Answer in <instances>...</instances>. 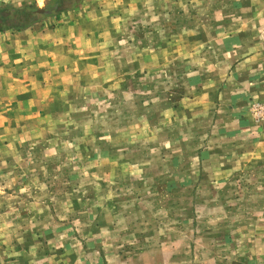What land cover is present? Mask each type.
Listing matches in <instances>:
<instances>
[{"label":"clouds","instance_id":"obj_1","mask_svg":"<svg viewBox=\"0 0 264 264\" xmlns=\"http://www.w3.org/2000/svg\"><path fill=\"white\" fill-rule=\"evenodd\" d=\"M36 3L0 33V264H264V0Z\"/></svg>","mask_w":264,"mask_h":264},{"label":"trees","instance_id":"obj_2","mask_svg":"<svg viewBox=\"0 0 264 264\" xmlns=\"http://www.w3.org/2000/svg\"><path fill=\"white\" fill-rule=\"evenodd\" d=\"M64 0H59V7H63ZM55 7V4L53 5ZM37 7L24 6L16 8L12 5L4 4L0 6V31L10 29L23 30L38 21V15L46 13H37Z\"/></svg>","mask_w":264,"mask_h":264},{"label":"rangeland","instance_id":"obj_3","mask_svg":"<svg viewBox=\"0 0 264 264\" xmlns=\"http://www.w3.org/2000/svg\"><path fill=\"white\" fill-rule=\"evenodd\" d=\"M63 2L64 3L61 5H63V7H67L71 5L72 0H64ZM4 4L12 5L16 8H21L24 6H33V7L38 8L36 0H0V6H3ZM47 7L48 5H47V0H46V9ZM37 18H38V21L32 24L31 26H29L28 28L38 29V28L43 27V21L44 19L47 18V15H38ZM23 30L10 29L6 31H0V33H4V32L16 33V32H22Z\"/></svg>","mask_w":264,"mask_h":264},{"label":"water","instance_id":"obj_4","mask_svg":"<svg viewBox=\"0 0 264 264\" xmlns=\"http://www.w3.org/2000/svg\"><path fill=\"white\" fill-rule=\"evenodd\" d=\"M36 12H37V13H41V14H42V13H44V12H45V10H41V9L37 8Z\"/></svg>","mask_w":264,"mask_h":264},{"label":"crops","instance_id":"obj_5","mask_svg":"<svg viewBox=\"0 0 264 264\" xmlns=\"http://www.w3.org/2000/svg\"><path fill=\"white\" fill-rule=\"evenodd\" d=\"M24 31V30H23Z\"/></svg>","mask_w":264,"mask_h":264}]
</instances>
